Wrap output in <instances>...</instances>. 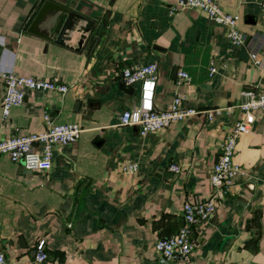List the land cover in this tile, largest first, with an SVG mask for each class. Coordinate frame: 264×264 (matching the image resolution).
Masks as SVG:
<instances>
[{"label": "crops", "instance_id": "1", "mask_svg": "<svg viewBox=\"0 0 264 264\" xmlns=\"http://www.w3.org/2000/svg\"><path fill=\"white\" fill-rule=\"evenodd\" d=\"M37 1L0 0V67L54 77L68 89L29 90L4 118L0 75V136L42 130L45 111L82 131L76 140L54 145L47 170L28 169L0 154V247L8 260L264 264V111L243 113L238 107L243 89L264 92L262 0H218L239 15L238 28L248 36L246 59L222 24L177 0H55L93 21L81 45L78 27L63 42L27 31ZM152 60L158 65L153 83L120 80L124 66ZM180 70L188 75L181 78ZM177 92L184 106L221 107L222 112L212 119L189 115L145 134L135 123H120L125 109L168 108ZM242 116L248 127L233 156L242 172L210 217L191 225L190 256L162 259L155 240L184 224L185 200L210 195L221 143ZM132 161L137 171H122ZM171 161L180 163L178 172L168 168ZM41 239L47 252L43 262L35 257Z\"/></svg>", "mask_w": 264, "mask_h": 264}, {"label": "built area", "instance_id": "2", "mask_svg": "<svg viewBox=\"0 0 264 264\" xmlns=\"http://www.w3.org/2000/svg\"><path fill=\"white\" fill-rule=\"evenodd\" d=\"M185 7H200L212 19L222 24L226 30L228 39L237 46L244 43L245 34L238 28L239 15L227 12L218 0H177ZM260 8L264 12V0L260 2ZM253 61L259 62V57L252 54ZM157 62L147 61L139 66L127 65L119 71V78L126 84H132L143 80L153 83L157 77ZM215 70L210 66L209 73ZM0 75L4 81V93L1 109L4 118L7 117L13 105L20 104L27 91L32 89L57 90L64 92L68 85L54 77H40L34 75L17 74L13 67H0ZM181 78L188 73L179 71ZM245 99L238 107L243 112L255 109L264 111V92L255 88L242 90ZM184 97L180 92L174 94L168 108L160 109L153 106H139L134 109H125L119 116L121 124L135 123L140 132L145 134L161 127L169 126L173 121L182 120L189 115L204 113L207 119H212L215 113L222 112L221 107L199 108L196 106H184ZM44 128L18 135L0 136V154H7L12 161L21 162L28 169L47 170L52 166V154L55 144H66L76 140L82 127L73 122H57L49 111L43 113ZM247 121L239 117L227 131L221 143L219 158L215 161L210 172L211 193L208 197L199 201L185 200L183 202L184 224L172 235L160 236L155 240L156 253L164 260L176 258L187 259L190 256L194 242L190 237V228L194 223L206 220L213 213L217 202L226 197L235 183L236 177L242 172V167L234 162L233 156L236 143L241 133L247 131ZM168 168L178 172L180 163L171 161ZM124 172H136L138 164L135 161L122 166ZM35 257L43 262L47 258L45 241L41 239L36 244ZM0 264H12L4 250L0 247Z\"/></svg>", "mask_w": 264, "mask_h": 264}, {"label": "water", "instance_id": "3", "mask_svg": "<svg viewBox=\"0 0 264 264\" xmlns=\"http://www.w3.org/2000/svg\"><path fill=\"white\" fill-rule=\"evenodd\" d=\"M84 21L85 24H81ZM76 24V25H75ZM93 21L85 19L66 5L60 4L55 0H38L34 9L28 15L25 29L29 32L43 36L48 40L63 42L69 38L70 32L78 27L80 45L85 40L88 32L92 27ZM97 31L94 40L98 37ZM248 36L239 48V55L243 59L248 57L246 44Z\"/></svg>", "mask_w": 264, "mask_h": 264}]
</instances>
